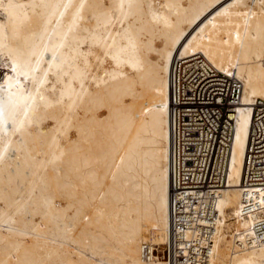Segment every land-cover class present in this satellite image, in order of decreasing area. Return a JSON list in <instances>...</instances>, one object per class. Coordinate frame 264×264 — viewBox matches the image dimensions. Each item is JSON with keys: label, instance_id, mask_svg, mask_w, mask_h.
I'll return each mask as SVG.
<instances>
[{"label": "bare ground", "instance_id": "6f19581e", "mask_svg": "<svg viewBox=\"0 0 264 264\" xmlns=\"http://www.w3.org/2000/svg\"><path fill=\"white\" fill-rule=\"evenodd\" d=\"M196 52L243 81L208 264H264V244L233 249L224 229L250 222L264 0H0V264H165L140 246L168 236V73Z\"/></svg>", "mask_w": 264, "mask_h": 264}, {"label": "built area", "instance_id": "2783aa9c", "mask_svg": "<svg viewBox=\"0 0 264 264\" xmlns=\"http://www.w3.org/2000/svg\"><path fill=\"white\" fill-rule=\"evenodd\" d=\"M168 82L170 228L161 246L143 240L140 252L146 260L165 264H208L222 217L217 199L231 183L243 81L196 52L174 58ZM252 106L239 178L240 210L250 222L227 231L236 250L264 244V206L257 198L264 189V100L256 98Z\"/></svg>", "mask_w": 264, "mask_h": 264}, {"label": "rangeland", "instance_id": "374dc122", "mask_svg": "<svg viewBox=\"0 0 264 264\" xmlns=\"http://www.w3.org/2000/svg\"><path fill=\"white\" fill-rule=\"evenodd\" d=\"M238 220H239L238 218L234 219L235 222ZM225 228H226L225 231H228V229L231 228L230 223H228Z\"/></svg>", "mask_w": 264, "mask_h": 264}]
</instances>
